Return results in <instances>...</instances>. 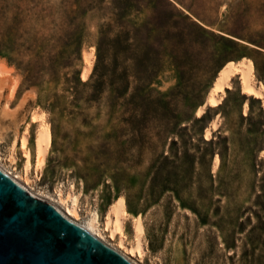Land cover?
<instances>
[{"label": "rangeland", "instance_id": "obj_1", "mask_svg": "<svg viewBox=\"0 0 264 264\" xmlns=\"http://www.w3.org/2000/svg\"><path fill=\"white\" fill-rule=\"evenodd\" d=\"M244 58L264 87V0H0V64L18 81L0 167L61 212L58 192L76 197L79 224L96 213L103 228L124 198L129 243L144 225L133 264H264L263 103L236 76L197 116L219 71ZM39 112L52 135L42 171ZM27 124L25 157L12 143Z\"/></svg>", "mask_w": 264, "mask_h": 264}, {"label": "water", "instance_id": "obj_2", "mask_svg": "<svg viewBox=\"0 0 264 264\" xmlns=\"http://www.w3.org/2000/svg\"><path fill=\"white\" fill-rule=\"evenodd\" d=\"M0 264H132L0 170Z\"/></svg>", "mask_w": 264, "mask_h": 264}, {"label": "bare ground", "instance_id": "obj_3", "mask_svg": "<svg viewBox=\"0 0 264 264\" xmlns=\"http://www.w3.org/2000/svg\"><path fill=\"white\" fill-rule=\"evenodd\" d=\"M83 59L85 67L83 68V71L81 73V79L83 81H86L89 74L91 73L92 65L94 64L93 49L84 51ZM245 60L246 59L244 58L241 60V62H229L219 71L214 81L213 87L207 95L206 103L198 109L197 116L199 118H201L205 114L206 107L217 109L223 104L226 90L231 88V82L236 76H238L240 79L242 93L246 96L261 100L264 107V87L262 85H257L254 80L255 68L253 62L251 60L245 62ZM17 89L18 81L13 77L12 71L5 64H0V138L1 132L5 126L4 123L9 117L12 116L9 112V104L15 97ZM246 110L247 108L245 107V111ZM31 123L36 124L34 135V152L36 162L35 166L37 171H42L49 151L52 147V135L49 124L46 121L45 113H33L31 117ZM217 126V124L213 123L212 128L206 130L205 137L207 140H211L213 138L212 134L213 131L217 130ZM29 128H31L30 124L25 125L19 140L16 139L17 141H14L12 143V151H14L16 147H19V149L24 153L25 157L28 156L26 152L30 145L29 141L31 130H29ZM217 165L218 159H215L214 168ZM0 170H2L5 174L15 180L27 192L32 194L25 186L21 185L15 179V177H12L10 173L6 172L1 167ZM29 170L30 165L27 164L24 168L26 181H28ZM32 195L35 196L34 194ZM58 201L66 208L67 213L63 211L62 213L67 218H69L70 220H72L71 217L76 220L80 218V209L78 205V199L76 197L71 195L65 196L62 191H59ZM53 206L56 207L55 204ZM128 220L129 215L127 213V204L124 198L121 197L118 198L114 202V204L110 206L109 211L106 214L103 228H101L100 219L98 214L96 213L89 216L85 225L79 224L73 220L72 221L91 232L100 240H103L104 238L103 233H107L109 238L113 241H116L118 244V248H111L130 261V259L125 254L132 257H140L143 254L144 225L142 219L140 218H136L133 221L132 240L129 243V238L126 233V225ZM120 250H124L126 253H123Z\"/></svg>", "mask_w": 264, "mask_h": 264}, {"label": "trees", "instance_id": "obj_4", "mask_svg": "<svg viewBox=\"0 0 264 264\" xmlns=\"http://www.w3.org/2000/svg\"><path fill=\"white\" fill-rule=\"evenodd\" d=\"M98 54H99L98 60H101V54H102L101 46L98 47ZM255 65H256V62H255Z\"/></svg>", "mask_w": 264, "mask_h": 264}, {"label": "crops", "instance_id": "obj_5", "mask_svg": "<svg viewBox=\"0 0 264 264\" xmlns=\"http://www.w3.org/2000/svg\"><path fill=\"white\" fill-rule=\"evenodd\" d=\"M246 59V58H245ZM250 59H246L245 60V62H248ZM252 61V60H251ZM236 62H241V60L240 61H236ZM253 62V61H252ZM12 124H13V122H12Z\"/></svg>", "mask_w": 264, "mask_h": 264}]
</instances>
